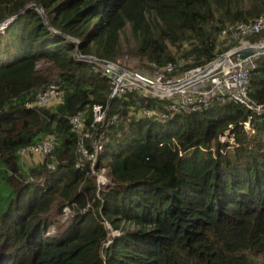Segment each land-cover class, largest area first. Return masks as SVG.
Wrapping results in <instances>:
<instances>
[{
    "label": "trees",
    "instance_id": "obj_1",
    "mask_svg": "<svg viewBox=\"0 0 264 264\" xmlns=\"http://www.w3.org/2000/svg\"><path fill=\"white\" fill-rule=\"evenodd\" d=\"M34 2L79 45L36 7L0 33V172L14 193L0 217V264H264V112L214 103L162 123L141 111H166L172 100L112 99L107 78L78 58L79 48L150 68L187 56V68L206 66L239 45L224 31L264 18V0H0V22ZM246 40L263 43L264 31ZM54 77L65 98L29 108ZM249 97L264 107V55ZM78 115L84 134L71 124ZM50 135L52 153L23 166L21 151ZM98 138L96 164L113 183L105 191L80 151L84 140L94 153ZM67 208L73 216L61 224Z\"/></svg>",
    "mask_w": 264,
    "mask_h": 264
},
{
    "label": "built area",
    "instance_id": "obj_2",
    "mask_svg": "<svg viewBox=\"0 0 264 264\" xmlns=\"http://www.w3.org/2000/svg\"><path fill=\"white\" fill-rule=\"evenodd\" d=\"M7 27V26H6ZM264 31V18L261 17L250 23H243L236 27H230L223 32L224 38L239 45L231 51L209 62L206 66L189 67L185 59L169 62L163 67L151 66L153 75H147L140 71L127 67L126 57L117 59L115 62L107 61L106 66L100 64L98 58L87 60L95 65L96 72L107 78L111 90V98H122L129 94H136L141 99L149 98L164 100L170 99L171 103L166 111L143 109L144 116L155 118L159 122H166L176 114H194L209 109L214 103L227 104L237 103L247 109L263 113V106H256L249 97L250 76L257 67V62L264 52L255 51L248 57L244 55L251 49L264 46L251 44L246 39L251 35ZM82 60V59H81ZM106 61V60H103ZM65 98L61 86L55 82L41 92L35 101L27 105L29 108H45L52 102ZM94 124H104L106 112L102 105H94L92 109ZM107 123V121H106ZM73 129L84 134L85 124L82 115L71 118ZM106 125V124H105ZM83 126V129H81ZM246 128L250 130L249 124ZM91 138V134H85ZM231 143L234 139L231 138ZM103 140L93 141L94 153L89 154L84 146V140L80 142V151L96 163L99 152L103 149ZM56 138L54 135L47 137L42 143L25 148V152L37 150L46 157L55 148ZM92 158V159H91ZM104 171V169L102 170ZM106 171V170H105ZM70 211L68 208L65 209Z\"/></svg>",
    "mask_w": 264,
    "mask_h": 264
},
{
    "label": "rangeland",
    "instance_id": "obj_3",
    "mask_svg": "<svg viewBox=\"0 0 264 264\" xmlns=\"http://www.w3.org/2000/svg\"><path fill=\"white\" fill-rule=\"evenodd\" d=\"M5 28H6V26L0 28V30H2V31H0V33L5 34ZM222 37H224V35H222ZM261 52H264V51H261ZM122 57H126V59H127V62H126L127 63L126 64L127 67H129V68H131L133 70L140 71V72H142L144 74H147V75H153V73L151 72L152 69L150 68V65L147 62H141L139 59H136L133 56L124 55V56H121V58ZM181 58H182V60L185 59L189 65L190 64L193 65L195 63V58L194 57L187 56V57H181ZM48 67H49L48 63H46L44 61L39 64V68L40 69H45V68H48ZM55 82H58V77H54L53 79L50 80V83H55ZM55 103L56 102H52L47 107H50L53 104L55 105ZM47 107H45V108H47ZM263 112H264V110H263ZM141 113H142V111H141ZM81 129H83V126H82ZM92 140L96 142V141H101L103 139L98 138L97 140H95V139H92ZM231 140L232 139L228 138V137H221V141L222 142H226V141H230L231 142ZM25 154L26 155H23V161H22L23 166H26V165L27 166H32L34 164H39V163L43 162L44 158H46V157L42 156L41 155L42 153H40L37 150L29 151V152L27 151V152H25ZM97 166L98 165L94 161H92V163H91L92 176L95 177L97 186L100 189H102V191H105L104 188L108 187V186H112L113 183H112L111 178H110V176L108 174V171L107 170L106 171L105 170L102 171V168H100V171H99L98 170L99 168ZM13 196H14L13 188L7 182L6 174L4 172H0V217L7 210L9 202L11 201ZM72 216H73V212L72 211L65 210L63 216L59 218L60 223L61 224H67L71 220ZM106 226H107L108 229H110L112 231V228H111L110 225L106 224ZM57 231H58L57 227H51L49 229V231H48L49 232L48 233V237H55V235L57 234ZM112 233H113V235L116 234L113 231H112Z\"/></svg>",
    "mask_w": 264,
    "mask_h": 264
},
{
    "label": "water",
    "instance_id": "obj_4",
    "mask_svg": "<svg viewBox=\"0 0 264 264\" xmlns=\"http://www.w3.org/2000/svg\"><path fill=\"white\" fill-rule=\"evenodd\" d=\"M32 7H36V9L41 13V15L43 16L46 24L48 25V27L50 28V30H52L54 33H56L57 35H60V36H63L61 35L60 33L56 32L53 30V28L51 27V25L49 24V21H48V18H47V15L45 14V11L44 9L41 7V5L37 2H34L28 6H26L24 9H22L21 11H19L18 13L14 14V15H9L7 16L5 19H3L1 22H0V28L2 27H5L7 26L8 24H10L11 22H13L17 17H19L20 15H22L23 13H25L28 9L32 8ZM64 38H67V39H71L72 41H74L77 46L79 45V43L74 40L73 38H69V37H66V36H63ZM255 51H264V46L263 47H259L258 49H251L249 52H247L244 57H248L250 56L251 54H253ZM78 58L79 59H82L84 61H89V60H93L94 58L93 57H84L82 56L80 53H79V48H78ZM101 65H104L106 66L108 64L107 61H103V60H100L99 61Z\"/></svg>",
    "mask_w": 264,
    "mask_h": 264
},
{
    "label": "clouds",
    "instance_id": "obj_5",
    "mask_svg": "<svg viewBox=\"0 0 264 264\" xmlns=\"http://www.w3.org/2000/svg\"><path fill=\"white\" fill-rule=\"evenodd\" d=\"M84 61V60H83Z\"/></svg>",
    "mask_w": 264,
    "mask_h": 264
}]
</instances>
